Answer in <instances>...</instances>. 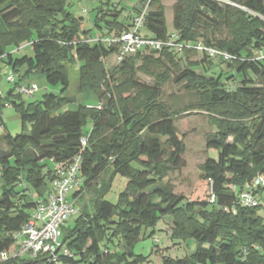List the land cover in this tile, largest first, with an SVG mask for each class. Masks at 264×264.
<instances>
[{
  "label": "trees",
  "instance_id": "16d2710c",
  "mask_svg": "<svg viewBox=\"0 0 264 264\" xmlns=\"http://www.w3.org/2000/svg\"><path fill=\"white\" fill-rule=\"evenodd\" d=\"M96 1L92 28L84 30V18L68 11L67 0H0V61L13 73L23 69L17 85L40 75L63 93L68 68L80 64L77 93L97 103L75 105L73 97L54 94L23 102L12 87L0 97V112L13 107L22 127L28 125L14 137L0 135V252L14 246L13 235L35 208L34 194L54 180L44 162L70 164L79 156L84 188L110 167L126 185L115 205L97 198L93 216H79L72 228L62 227L71 256L61 254V264H143L146 258L133 248L165 218L172 220V240L195 247L190 255L164 258L162 264H264L263 190L257 191L255 205L240 202L242 189L264 177V0H177L172 28L180 51L143 50L111 70L104 63L111 55L116 58L118 46L89 43V37L96 30L120 35L132 24L121 18L113 0ZM139 2L147 7L139 36L168 41L164 7L158 0ZM209 30H225L227 36L210 40ZM199 42L231 57L226 65L242 78L238 88L226 89L230 76L208 75L211 64L204 68L201 61L188 60L199 54ZM24 44L32 54L14 57V48ZM200 68L202 73L196 71ZM157 69L161 72L154 74ZM137 72L151 76L153 84L141 83ZM169 81L196 100L171 112L162 101V86ZM194 111L204 112L216 129L205 146L217 151V159L200 166L213 203L188 202L164 183L181 167L184 152L173 123ZM0 264L40 261L16 258Z\"/></svg>",
  "mask_w": 264,
  "mask_h": 264
},
{
  "label": "rangeland",
  "instance_id": "374dc122",
  "mask_svg": "<svg viewBox=\"0 0 264 264\" xmlns=\"http://www.w3.org/2000/svg\"><path fill=\"white\" fill-rule=\"evenodd\" d=\"M164 7L165 11V21L168 29V34H175L172 28L174 6L177 0H158ZM222 4L227 3L222 0H216ZM116 4L117 10H122L121 18L126 19V22L131 23L133 19L140 15L144 10L146 11L145 4H141L139 0H123L118 2V0H113ZM67 9L76 17H83V29L88 30L92 28L90 20L94 19L93 9L97 5L96 0H67ZM125 31H128L126 29ZM141 31V30H140ZM143 33L142 31L140 32ZM93 37H89V40L95 38H113L118 37L119 33L111 32L107 36L102 34L99 30L93 32ZM206 36L210 40H221L224 39L226 35L225 30H209L206 31ZM199 48H203V44L199 42L197 45ZM26 48V49H25ZM14 57H20L23 55L31 54V48L26 44L22 45L20 48H14ZM20 49H25V51H19ZM11 50V49H10ZM8 49V53H10ZM177 51V50H176ZM203 51H199L197 56H192L188 60L191 62H202V64L208 68V63L211 67L208 68V75L216 77L217 74L230 76L229 79L224 81L227 90H235L240 86L242 78L236 75L234 71L228 69L226 61L219 59L217 57L213 58L207 54V57L203 58ZM258 56L259 53H255ZM180 57V53L177 54ZM181 69L185 68V60L181 57ZM5 60L0 61V92L2 95L7 96V92L10 85L6 82V76L8 75L10 69L4 63ZM106 69L111 70L117 65L115 55H111L105 60ZM80 65V64H79ZM68 68L69 75V86L65 92H61V86H48L44 79L40 75H33L27 82L35 85L38 88V92L33 97H27L26 95H21L20 99L23 102L41 100L43 95L54 94L61 95L63 97H73L76 100L75 105L84 104L93 107L91 100L82 99V97L77 93L78 87V67ZM139 65V64H138ZM198 73H202L201 68L196 69ZM23 72V69H18L14 72L16 77ZM161 72L160 69L154 71V74ZM174 77V73H172ZM138 80L145 85H152L153 78L151 76L145 75L143 73L137 72ZM162 101L169 106V110L176 111L192 103L196 100V95L190 91H185L179 85L173 82H167L162 86ZM16 97H14L15 99ZM75 105H70L75 107ZM3 125V126H1ZM178 137L183 141L184 152L181 156V167L173 172H170L167 178L164 179V183L168 184L173 192L177 195L183 196V198L188 202H207L210 196V189L206 182L200 179V166L208 158L217 159V151L214 149H208L205 146V139L207 135L215 133L216 129L209 124L208 119L204 112L194 111L189 114H181L177 117L176 121L173 123ZM28 125L22 127L19 113L13 107H5L0 112V135L9 134L11 136H16L22 133V130L26 131ZM89 127L86 128V131ZM3 148L2 146H0ZM48 164H52L48 161ZM47 171V169L45 170ZM84 181V179H83ZM48 185H50L48 183ZM82 187L77 190H73L69 195V201H74L76 207L79 209V213L75 217H71L66 224V227L72 228L75 220L82 215L93 216L95 213V201L97 198H102L104 201L115 205L118 201V196L124 189L126 185L125 178L120 175L114 174L113 168H107L105 172L92 183L89 187ZM1 186V180H0ZM79 192L77 197L74 194ZM35 196V194H34ZM34 199V197H33ZM171 228L172 220L170 218H165L160 221L153 229H148L141 236L140 240L135 244L133 248V253L135 255H141L146 258L143 264H162L164 258H182L190 255L194 251V243L186 242L183 244L178 240L171 239Z\"/></svg>",
  "mask_w": 264,
  "mask_h": 264
},
{
  "label": "built area",
  "instance_id": "2783aa9c",
  "mask_svg": "<svg viewBox=\"0 0 264 264\" xmlns=\"http://www.w3.org/2000/svg\"><path fill=\"white\" fill-rule=\"evenodd\" d=\"M85 1V0H82ZM145 10L133 19L128 31L122 32L118 37L95 38L89 43H103L107 47L118 46L116 54L117 64L121 63L126 56L136 54L143 50H160L162 48H176L178 51L181 45L173 43L177 40L175 34L171 35L168 41H157L139 36V30L144 25ZM198 51H205L209 56L225 61L231 59L228 55L212 49L196 47ZM6 82L20 96L33 97L38 88L24 82L17 85L18 78L12 71L6 76ZM0 97H3L0 92ZM81 145L86 146V139H81ZM81 158L77 156L70 164H54L51 191L42 200H37L30 218L23 224L21 229L13 235L14 246L9 251L0 252V263L10 259H25L28 261L39 260L40 264H61L59 256H71L62 242V227L71 218L79 213L74 201H69L70 193L81 186ZM263 190L264 177H257L252 183L246 185L241 192L240 202L246 206L256 204L257 191ZM263 200L264 206V197ZM209 202H214V196L210 192Z\"/></svg>",
  "mask_w": 264,
  "mask_h": 264
},
{
  "label": "crops",
  "instance_id": "0c3cea01",
  "mask_svg": "<svg viewBox=\"0 0 264 264\" xmlns=\"http://www.w3.org/2000/svg\"><path fill=\"white\" fill-rule=\"evenodd\" d=\"M93 36L94 35L92 33L90 37H93ZM25 49H20L19 51H22L23 52V51H25ZM31 54H32V52H31ZM31 54H29V55H31ZM82 99H84V98H82ZM90 100L96 102V99L94 97H91ZM96 105H97V103H93V106H96ZM89 107H91V106H89ZM49 162L52 164V166H50L47 161H45L44 163L47 165V167L49 169H53V163L51 161H49ZM49 184L50 185L47 184V187L42 188L37 194H35L34 197H35L36 200H42V199H44L46 197V195L51 191V189L53 187V184H52V182L49 183Z\"/></svg>",
  "mask_w": 264,
  "mask_h": 264
}]
</instances>
